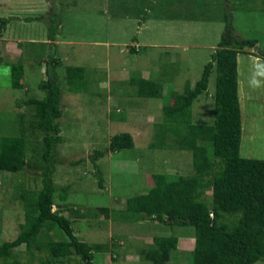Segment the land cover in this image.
I'll list each match as a JSON object with an SVG mask.
<instances>
[{"label":"rangeland","instance_id":"obj_1","mask_svg":"<svg viewBox=\"0 0 264 264\" xmlns=\"http://www.w3.org/2000/svg\"><path fill=\"white\" fill-rule=\"evenodd\" d=\"M260 2L0 0V19L7 20L0 37V136H23L29 165L15 174L0 171V244L14 239L23 223L21 191L41 187L42 133L34 126L32 107L23 102L43 96L37 84L47 79L45 62L55 60L59 62L54 72L62 114L57 121L61 142L56 146L57 164L51 176L52 210L61 206L74 235L92 248V264H149L141 260L139 251L151 245L152 236L168 235L179 240L167 264H191V227L151 219L126 220L125 200L144 194L152 186V174H192L190 152L147 145L154 136V124L162 120L161 107L172 103L170 93H181L185 83L191 88L199 79L222 33L224 15L236 38L256 40L254 48L236 55L237 87L242 94L237 96L239 150L242 157L264 160V58L260 55L264 52V3ZM52 16L58 27L50 42L46 20ZM130 47L137 52L130 53ZM16 64L22 67L20 89L10 87L9 68ZM66 66L84 70L82 92L69 91ZM133 74L159 82L161 97L138 98L129 82ZM214 77L212 69L206 89L191 104L193 124L212 122ZM118 133L132 137V149L107 150L109 138ZM95 150H107L94 163L101 174V188L89 161ZM209 195L206 190L204 199L208 201ZM97 208H106L107 217L97 213ZM88 213H97V217L89 218ZM47 236L54 238L50 232ZM45 259V254L20 246L6 264L12 260L40 264ZM77 263L81 261L73 258L62 264ZM0 264L4 263L0 260ZM254 264H264V260Z\"/></svg>","mask_w":264,"mask_h":264},{"label":"trees","instance_id":"obj_2","mask_svg":"<svg viewBox=\"0 0 264 264\" xmlns=\"http://www.w3.org/2000/svg\"><path fill=\"white\" fill-rule=\"evenodd\" d=\"M222 20V33L208 62L203 65L199 79L191 88L185 83L181 93H170L172 103L161 107L162 120L154 124L156 130L147 145L150 149L190 152L192 174H152V186L144 194L125 200L124 219H151L159 224L191 227L194 240L191 264H254L264 260V160L244 158L239 152L241 123L236 55L243 49L254 48L256 40L236 38L229 17L224 15ZM46 22L47 41L53 42L58 20L52 16ZM6 23L7 20L0 19V37ZM129 52L136 53L137 50L130 47ZM260 55L264 58V52ZM57 66L59 62L55 60L45 62L47 79L37 84L43 96L23 102L32 107L34 126L42 133L40 158L44 167L39 173L41 187L37 191L22 190L19 194L24 220L16 237L0 244V260L4 264L20 246L29 252L45 254L46 259L40 260V264H62L73 258L81 261L77 264H92V248L74 235L71 221L61 214V206L52 210L54 187L51 176L57 164L56 146L61 142L57 121L62 114L61 92L54 72ZM212 69L215 74L212 122L193 124L191 104L206 89ZM83 73L81 67L64 68L69 91L84 90ZM9 74L10 87L20 89V64L10 66ZM129 82L135 86L138 98L161 97V84L155 80L133 74ZM25 142L23 136H0V171L15 174L29 166L25 159ZM132 148L133 139L128 133L109 138L107 150L111 152ZM107 150H95L89 157L99 188L102 178L94 163ZM206 190L210 191L208 201L203 196ZM59 198L64 201L65 195L61 194ZM97 213L107 217L106 208H97ZM97 213L87 216L96 218ZM49 232L54 238L47 236ZM176 247L174 235L152 236L151 245L140 250L139 255L149 264H167ZM11 263L20 264L16 260Z\"/></svg>","mask_w":264,"mask_h":264},{"label":"crops","instance_id":"obj_3","mask_svg":"<svg viewBox=\"0 0 264 264\" xmlns=\"http://www.w3.org/2000/svg\"><path fill=\"white\" fill-rule=\"evenodd\" d=\"M261 4H263L264 3V0H261V2H260ZM236 66H237V64H236ZM237 86H238V83H237ZM240 91H239V88L237 87V96H238V93H239ZM240 95H242L241 94V92H240ZM238 98V97H237ZM241 108L239 107V115H240V118H241V110H240ZM240 123H241V119H240ZM240 140H241V134H240ZM239 152H240V150H239ZM245 158V157H244ZM179 239H177V241H178ZM178 245V244H177Z\"/></svg>","mask_w":264,"mask_h":264}]
</instances>
